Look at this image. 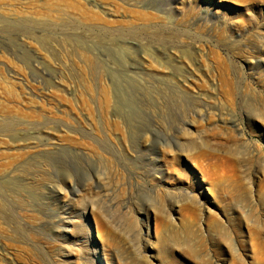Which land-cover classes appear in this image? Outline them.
<instances>
[{
  "label": "rangeland",
  "instance_id": "obj_1",
  "mask_svg": "<svg viewBox=\"0 0 264 264\" xmlns=\"http://www.w3.org/2000/svg\"><path fill=\"white\" fill-rule=\"evenodd\" d=\"M0 264H264V0H0Z\"/></svg>",
  "mask_w": 264,
  "mask_h": 264
},
{
  "label": "bare ground",
  "instance_id": "obj_2",
  "mask_svg": "<svg viewBox=\"0 0 264 264\" xmlns=\"http://www.w3.org/2000/svg\"><path fill=\"white\" fill-rule=\"evenodd\" d=\"M101 236V235H100ZM101 237H103V236H101Z\"/></svg>",
  "mask_w": 264,
  "mask_h": 264
}]
</instances>
